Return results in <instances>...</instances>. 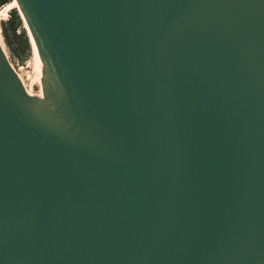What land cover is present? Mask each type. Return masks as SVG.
Here are the masks:
<instances>
[{
  "label": "water",
  "instance_id": "95a60500",
  "mask_svg": "<svg viewBox=\"0 0 264 264\" xmlns=\"http://www.w3.org/2000/svg\"><path fill=\"white\" fill-rule=\"evenodd\" d=\"M17 2L0 264H264V0Z\"/></svg>",
  "mask_w": 264,
  "mask_h": 264
},
{
  "label": "rangeland",
  "instance_id": "374dc122",
  "mask_svg": "<svg viewBox=\"0 0 264 264\" xmlns=\"http://www.w3.org/2000/svg\"><path fill=\"white\" fill-rule=\"evenodd\" d=\"M10 1L11 0L0 4V43L7 54L9 62L20 75L25 86L31 91H37L38 88L36 82L38 71L35 67L36 63L32 46L19 10L17 7H11L8 10L7 15L2 13V9H4L5 5ZM15 15H17L20 20V25L16 27V33L18 36L12 34V25H15ZM22 30L26 39L20 33Z\"/></svg>",
  "mask_w": 264,
  "mask_h": 264
},
{
  "label": "bare ground",
  "instance_id": "6f19581e",
  "mask_svg": "<svg viewBox=\"0 0 264 264\" xmlns=\"http://www.w3.org/2000/svg\"><path fill=\"white\" fill-rule=\"evenodd\" d=\"M11 7H17V8H18L19 13H20V15H21V17H22V19H23L24 27H25L26 30H27V34H28L29 41H30L31 46H32V51H33V55H34V59H35V63H36L35 67L37 68V71H38V74H37V82H36V83H37V88H38V90H37V91H31V90H29V89L25 86V84H24L22 78H21L20 75L16 72V70L14 69V67L12 66V64H11V63H10V64H11L12 68L14 69V71L16 72L18 78L20 79V81H21V83H22V85H23L25 91L27 92V94H28L29 96H38L39 98H42L43 95H44V85H45L44 79L42 78V76H43V72H44V70H45V69H44V62H43L42 58L40 57V54H39V52H38V47H37V45H36V41H35V39H34L32 33H31V31H30V28H29V26H28V23H27L26 19L24 18L23 14H22V11H21V9H20V7H19V5H18L17 0H11L10 2H8V3L5 5L4 9H2V13H3L4 15H7L8 10H9ZM0 46H1V48H2V50H3V52H4V54H6V52H5V50H4V48H3V46H2L1 43H0ZM6 57H7V54H6ZM40 76H41L42 79H40Z\"/></svg>",
  "mask_w": 264,
  "mask_h": 264
},
{
  "label": "trees",
  "instance_id": "16d2710c",
  "mask_svg": "<svg viewBox=\"0 0 264 264\" xmlns=\"http://www.w3.org/2000/svg\"><path fill=\"white\" fill-rule=\"evenodd\" d=\"M7 1H9V0H0V4L1 3H4V2H7ZM14 12V11H13ZM20 25V20L18 19V17H17V15H15V25H12V34L14 35V36H18L17 35V33H16V27H18ZM20 33L23 35V37L26 39V36H25V34H24V32H23V30L22 31H20ZM26 43H27V41H26ZM28 44V43H27Z\"/></svg>",
  "mask_w": 264,
  "mask_h": 264
}]
</instances>
